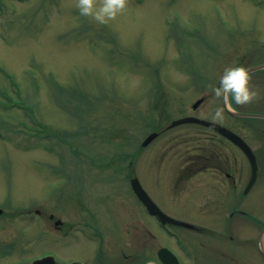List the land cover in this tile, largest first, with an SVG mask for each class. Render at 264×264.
<instances>
[{"label": "rangeland", "instance_id": "rangeland-1", "mask_svg": "<svg viewBox=\"0 0 264 264\" xmlns=\"http://www.w3.org/2000/svg\"><path fill=\"white\" fill-rule=\"evenodd\" d=\"M76 4L0 0V209L65 208L80 199L134 201L128 164L135 153L141 184L168 211L175 204L165 186L184 184L182 166L193 164L197 152L216 148L231 155L238 176L246 175L244 154L195 124L172 128L144 148L140 144L177 117L212 119L222 101L209 85L218 86L227 67L248 66V37L264 27V0H129L104 25L81 16ZM201 96L205 102L193 110ZM42 122L51 136L34 130ZM221 123L248 139L246 120L225 110ZM138 217L154 222L144 210ZM21 222L11 224L22 231ZM256 226L238 216L227 230L224 224L213 228L230 241L228 248L243 254L240 264H264ZM24 227L31 236L41 229L33 219ZM20 239L10 256L75 251L48 237Z\"/></svg>", "mask_w": 264, "mask_h": 264}, {"label": "flooded vegetation", "instance_id": "flooded-vegetation-1", "mask_svg": "<svg viewBox=\"0 0 264 264\" xmlns=\"http://www.w3.org/2000/svg\"><path fill=\"white\" fill-rule=\"evenodd\" d=\"M261 30L251 32L248 37L247 68L261 66L252 71V84L259 89L261 98L246 105L247 112L257 114L247 118V141L256 154L258 165L257 177L247 193L241 185L242 178L247 175L238 176L231 155L222 159L221 152L215 156L202 154L197 169H190L193 163L180 172L184 184L166 186L175 209L168 211L160 207L169 216L194 227L168 222L166 227L170 233H167L158 225L156 217L150 216L154 222L138 217L141 210L147 212L137 201L125 204L75 201L67 203L65 208L23 207L16 214L12 211L1 213L0 220L5 223L0 225V247L6 254L0 252V264H4L5 259L7 264H240L238 258L242 255L228 248L226 243L230 241L215 233L213 226H229L240 216L251 229L257 225L261 232L264 227V27ZM251 173L250 166L249 177ZM193 175H197V181ZM244 201L245 209L239 207ZM13 218L22 221V231L9 224ZM30 219L36 220L40 228L49 233L44 234L41 229L33 236L25 233L24 223ZM41 236L52 238L58 246L75 248V251L69 256L61 255L56 249L10 256L16 250L13 245L20 242V238ZM225 236L233 239L231 234ZM46 256L52 258L43 260Z\"/></svg>", "mask_w": 264, "mask_h": 264}, {"label": "clouds", "instance_id": "clouds-1", "mask_svg": "<svg viewBox=\"0 0 264 264\" xmlns=\"http://www.w3.org/2000/svg\"><path fill=\"white\" fill-rule=\"evenodd\" d=\"M129 0H77L76 7L83 17H89L98 24L104 25L115 20L122 13ZM252 70L245 66L225 68L219 78V85H209L215 100L222 101V106L215 109L214 121L222 122L225 110H232V104L244 106L261 98L259 89L253 84Z\"/></svg>", "mask_w": 264, "mask_h": 264}, {"label": "water", "instance_id": "water-1", "mask_svg": "<svg viewBox=\"0 0 264 264\" xmlns=\"http://www.w3.org/2000/svg\"><path fill=\"white\" fill-rule=\"evenodd\" d=\"M256 68V67H255ZM255 68H251V70H254ZM202 102V99H199L196 104L194 105V107L198 106L200 103ZM230 112L233 115H237V116H249L248 113H244V112H239V111H234V110H230ZM185 122H198L207 126H210L212 128L217 129L218 131H220L222 134L226 135L228 138H230L231 140H233L234 142H236L246 153L247 155H250L251 157H253V153L251 151V148L246 144V142L239 137L237 134L233 133L231 130L217 124V123H213L210 121H206L203 119H199L196 117H183L180 119H177L175 121H173L171 123V126L174 125H178L181 123H185ZM156 136V133H152L151 135H149L146 140L143 142V146H146L154 137ZM255 164V162H254ZM257 170L256 164L254 166V176L253 179L255 178V172ZM252 179V180H253ZM132 184L133 187L135 189V191L137 192V194L141 197V199L147 204V207L153 211L156 209V206L154 204V202L151 200V198L149 197V195L146 193V191L143 189V187L141 186L139 180L137 177H134L132 179ZM252 184V183H251ZM260 250L262 251V253L264 254V241H263V235H261L260 237Z\"/></svg>", "mask_w": 264, "mask_h": 264}]
</instances>
